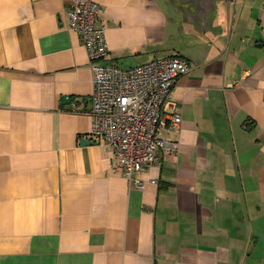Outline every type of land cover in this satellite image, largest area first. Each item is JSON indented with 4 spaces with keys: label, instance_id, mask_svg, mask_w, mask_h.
I'll list each match as a JSON object with an SVG mask.
<instances>
[{
    "label": "crops",
    "instance_id": "obj_1",
    "mask_svg": "<svg viewBox=\"0 0 264 264\" xmlns=\"http://www.w3.org/2000/svg\"><path fill=\"white\" fill-rule=\"evenodd\" d=\"M72 1L0 0V264H264V0H95L105 63L190 64L142 187L91 135Z\"/></svg>",
    "mask_w": 264,
    "mask_h": 264
},
{
    "label": "built area",
    "instance_id": "obj_2",
    "mask_svg": "<svg viewBox=\"0 0 264 264\" xmlns=\"http://www.w3.org/2000/svg\"><path fill=\"white\" fill-rule=\"evenodd\" d=\"M102 11L95 0H73L66 12L68 26L80 35L90 60L91 135L113 151L111 169L142 187L139 174L177 146L161 131H175L181 123L178 103L170 95L190 64L180 56L159 57L130 68L105 63L109 48L100 24ZM245 77L227 88L241 86Z\"/></svg>",
    "mask_w": 264,
    "mask_h": 264
},
{
    "label": "water",
    "instance_id": "obj_3",
    "mask_svg": "<svg viewBox=\"0 0 264 264\" xmlns=\"http://www.w3.org/2000/svg\"><path fill=\"white\" fill-rule=\"evenodd\" d=\"M215 9H216V5L214 3H212V7L211 8H205L204 7L203 10L200 9L198 16L201 17V19L203 20L205 17H207L206 16L207 13H209V19L211 20V17L213 19V16L210 17V13H211L212 10L214 11ZM217 9H219V8H217ZM81 143H86L87 144V143H93V141H91V140H89L87 138H84V139L81 140Z\"/></svg>",
    "mask_w": 264,
    "mask_h": 264
}]
</instances>
